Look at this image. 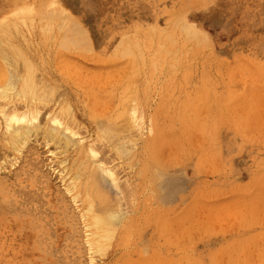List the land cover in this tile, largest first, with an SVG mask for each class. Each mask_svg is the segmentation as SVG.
I'll use <instances>...</instances> for the list:
<instances>
[{"label": "rangeland", "instance_id": "rangeland-1", "mask_svg": "<svg viewBox=\"0 0 264 264\" xmlns=\"http://www.w3.org/2000/svg\"><path fill=\"white\" fill-rule=\"evenodd\" d=\"M26 63L51 94L18 153L0 96V264H264V0H0V86ZM77 173L121 214L92 257Z\"/></svg>", "mask_w": 264, "mask_h": 264}, {"label": "bare ground", "instance_id": "bare-ground-1", "mask_svg": "<svg viewBox=\"0 0 264 264\" xmlns=\"http://www.w3.org/2000/svg\"><path fill=\"white\" fill-rule=\"evenodd\" d=\"M65 10L66 9L64 7L62 8L61 6H59L60 13L58 14L57 17H59V15L64 16L65 18H67L66 15L72 16L71 14L67 13ZM57 13H55L54 15H56ZM49 15L53 16V14H49ZM50 17L51 16H49V18ZM61 23L63 26H65L63 22ZM73 24L74 26L77 25V28L81 30V33L83 34L85 33L83 32L84 27L81 25V23L76 24V22H73L71 25ZM86 35H84L85 38L87 37ZM14 51L17 53L19 52L16 50ZM27 68L28 70H26L25 75H22V77H19L20 74L19 76H17L14 73H10V76L6 79L4 84L0 86V96L8 97L9 99L17 98L21 100L26 110L24 113H21L20 115L14 113L4 115L5 121H4L3 134L6 140V144H8L15 153L20 152L21 149L24 147V145L30 140L31 136L35 135L39 129L38 124L34 122V120L36 119V115L34 116L32 114V111H29V108H32L33 106H35V104L48 99L49 94H51V93L47 94L40 86H37L35 84V81L31 76V73L29 75L28 74L29 72H27L31 70L30 69L31 66L27 64ZM51 91H53V89H51ZM69 107H70L69 102L67 100L58 103V108L62 112H69ZM1 112L2 110L0 109V113ZM53 124H55V126L54 128L49 129L46 140H54V142L59 143L64 147H67V145L70 143V139L72 138L65 133L66 129L62 130L63 131L62 134L59 132L60 128L56 121H54ZM136 124L137 123H133L134 126H137ZM99 134L104 136L107 134V132H105L104 128H99ZM43 137H44V133H43ZM127 137L126 136L120 138L113 137L112 141L114 142L113 148L119 151L120 153H122L124 160H127L128 162V161H134L136 159L137 149L132 138L130 137V139H127ZM103 173L110 178L111 182L117 183L118 180L115 177L113 171H110L109 169H105ZM61 178L64 179V177L62 176ZM70 179L71 180L67 184L65 189L66 192L71 197L75 209L80 212L84 229L86 232L85 242L87 243L88 250L90 251V255L92 257V255H95L97 253L100 254L104 250V246L106 245V240L110 239V237L113 235L114 226L116 225V223L119 222L121 218V214L112 211L111 209L109 210V208L107 209L104 206L100 207L99 204H94L92 200V196L87 195L84 190H81V186H80L81 177L78 173L75 174ZM119 184L128 186V184H123L122 182H119L118 185ZM146 194L150 195L148 192ZM78 199L80 200V203L82 205L80 207L78 206ZM91 260L92 258H90V261ZM243 264L246 263L243 262Z\"/></svg>", "mask_w": 264, "mask_h": 264}]
</instances>
